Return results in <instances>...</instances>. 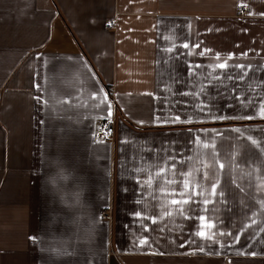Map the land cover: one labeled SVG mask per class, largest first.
Wrapping results in <instances>:
<instances>
[{"label":"crops","instance_id":"1","mask_svg":"<svg viewBox=\"0 0 264 264\" xmlns=\"http://www.w3.org/2000/svg\"><path fill=\"white\" fill-rule=\"evenodd\" d=\"M262 109L264 0H0V264H264Z\"/></svg>","mask_w":264,"mask_h":264},{"label":"built area","instance_id":"2","mask_svg":"<svg viewBox=\"0 0 264 264\" xmlns=\"http://www.w3.org/2000/svg\"><path fill=\"white\" fill-rule=\"evenodd\" d=\"M247 6H240L238 7V13L239 14H245L248 12ZM116 21L111 19L107 22L108 27H115ZM96 133L99 137L111 140L114 137L115 134V122L114 120H109L103 123L101 126H99L96 130ZM104 218L110 219L112 217V212L110 210H104L103 212Z\"/></svg>","mask_w":264,"mask_h":264},{"label":"snow or ice","instance_id":"3","mask_svg":"<svg viewBox=\"0 0 264 264\" xmlns=\"http://www.w3.org/2000/svg\"><path fill=\"white\" fill-rule=\"evenodd\" d=\"M185 47H188V45H185ZM227 67L228 66L225 65V64H220L219 65V68L220 69H227ZM234 67H240L241 69H244L245 66H243V65H235ZM201 110H203V108ZM261 115L264 116V109H262ZM224 118H226V117H220V119H224ZM247 118L250 119L251 117H247ZM175 119L178 121L179 120V117L177 116ZM253 143H255V141H253ZM205 147H207V145H205ZM220 167L223 168L224 165L221 164ZM216 192H217L216 185H213V187H212V195H216ZM220 195H223V193L221 192ZM173 203L175 204V203H178V202L177 201H173ZM185 203H188V201H185ZM205 203H207V201H205ZM137 215H139V214H137ZM200 235L203 236L204 233L201 232ZM140 243L141 244H144V243H147V241L141 240Z\"/></svg>","mask_w":264,"mask_h":264},{"label":"trees","instance_id":"4","mask_svg":"<svg viewBox=\"0 0 264 264\" xmlns=\"http://www.w3.org/2000/svg\"><path fill=\"white\" fill-rule=\"evenodd\" d=\"M106 89H107V91H108V95H109V97H110L111 99H113V93L111 92L110 87H109V86L107 87V85H106Z\"/></svg>","mask_w":264,"mask_h":264}]
</instances>
